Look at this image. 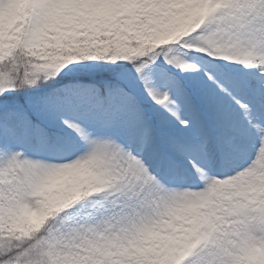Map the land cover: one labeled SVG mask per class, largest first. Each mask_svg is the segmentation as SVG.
Listing matches in <instances>:
<instances>
[{
  "label": "snow or ice",
  "instance_id": "6c2138e0",
  "mask_svg": "<svg viewBox=\"0 0 264 264\" xmlns=\"http://www.w3.org/2000/svg\"><path fill=\"white\" fill-rule=\"evenodd\" d=\"M0 264H264V0H0Z\"/></svg>",
  "mask_w": 264,
  "mask_h": 264
},
{
  "label": "rangeland",
  "instance_id": "374dc122",
  "mask_svg": "<svg viewBox=\"0 0 264 264\" xmlns=\"http://www.w3.org/2000/svg\"><path fill=\"white\" fill-rule=\"evenodd\" d=\"M216 59H218L219 62L223 63V64L233 65L234 67H237V68L244 67L243 65H239L238 62H236V61L224 60L222 57H218ZM87 62H89V61H87ZM69 66H71V65H69ZM85 127L91 132L96 131L93 127H91L87 123L85 124ZM70 135L75 139H79L78 137H76V135L74 133H71ZM258 147H259L258 140H255V139L250 140L249 142L244 144L242 151H241V154L232 163L224 165L222 167L215 168L213 170L214 171H221V172H232L234 168L238 167L239 164L243 162V157L245 155L254 152ZM28 154L32 159L39 160L42 163L51 164V163H63L64 162V161H56V160L51 159L50 158L51 153L45 149L40 148L39 145H34L33 147L29 148ZM201 162L204 163V161H201ZM186 171L191 173L193 171V169L186 166ZM160 175H161L162 181L167 183L169 180V173H167L166 171H161ZM217 178L223 179V178H227V177L219 176ZM170 186H174V185H170Z\"/></svg>",
  "mask_w": 264,
  "mask_h": 264
},
{
  "label": "trees",
  "instance_id": "16d2710c",
  "mask_svg": "<svg viewBox=\"0 0 264 264\" xmlns=\"http://www.w3.org/2000/svg\"><path fill=\"white\" fill-rule=\"evenodd\" d=\"M119 63H125L129 64L130 62L127 61H118V62H111V61H74L73 64L76 65H96V67H78L77 72L84 75V77L91 78L93 75L95 76H100L103 75L104 73L110 71V70H115V65ZM107 65H112L111 68L107 67ZM57 83L56 84H51L49 82V87H57L60 85L61 78L57 77L56 78Z\"/></svg>",
  "mask_w": 264,
  "mask_h": 264
},
{
  "label": "bare ground",
  "instance_id": "6f19581e",
  "mask_svg": "<svg viewBox=\"0 0 264 264\" xmlns=\"http://www.w3.org/2000/svg\"><path fill=\"white\" fill-rule=\"evenodd\" d=\"M236 163V162H235Z\"/></svg>",
  "mask_w": 264,
  "mask_h": 264
}]
</instances>
